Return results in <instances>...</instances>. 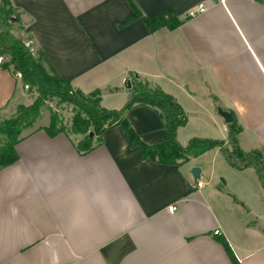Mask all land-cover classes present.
<instances>
[{
  "label": "crops",
  "instance_id": "1",
  "mask_svg": "<svg viewBox=\"0 0 264 264\" xmlns=\"http://www.w3.org/2000/svg\"><path fill=\"white\" fill-rule=\"evenodd\" d=\"M10 1L12 33L76 89L99 90L105 108L125 105L135 76L182 106L183 146L208 130L226 139L230 123L216 114L223 107L239 135L250 133L249 150L264 156V0H131L143 17L129 23L130 0ZM200 4L205 10L186 19ZM167 10L183 23L150 33L144 18ZM24 92L20 76L0 67V117L23 105ZM126 116L145 143L165 137L154 109ZM35 129L16 146L18 161L0 165V264H264V191L254 168L223 197L193 178L194 157L142 160L120 127L86 154L76 146L82 135Z\"/></svg>",
  "mask_w": 264,
  "mask_h": 264
},
{
  "label": "trees",
  "instance_id": "2",
  "mask_svg": "<svg viewBox=\"0 0 264 264\" xmlns=\"http://www.w3.org/2000/svg\"><path fill=\"white\" fill-rule=\"evenodd\" d=\"M130 4L133 11L128 23L143 17L136 4L131 0ZM17 18L11 1L0 0V57H9V60L0 67L19 75L24 86L31 90L35 89L39 97L29 106L19 105L10 118L0 120V165L10 166L18 161L16 146L24 138V132L33 128L40 118L43 99L51 96L74 107L71 125L67 127L58 115L52 114L47 126L34 131L42 129L50 137L61 133L82 135L84 137L76 145L82 154L89 153L101 145L105 131L120 127L130 147L140 149L142 160L159 164L181 165L188 162L191 157L221 148L227 161L235 169L254 168L264 191V156L259 151L244 152L239 147L238 135L241 127L234 116L233 122L229 124L226 139L193 137L186 146H183L178 140V130L187 124L188 117L172 95L134 76L133 87L129 91L125 105L121 109L105 108L101 103L99 90L85 94L76 89L71 79L63 78L56 72L42 50H38L34 55L30 46L15 37L11 26L13 19ZM188 18L187 15L186 19ZM144 22L148 31L153 33L161 28L174 30L183 23V20L173 10H167L152 17H145ZM141 105L158 113L166 132L163 139L151 145L140 138L126 116L128 110ZM227 250L230 252L228 245ZM233 259L234 264H237L234 257Z\"/></svg>",
  "mask_w": 264,
  "mask_h": 264
},
{
  "label": "rangeland",
  "instance_id": "3",
  "mask_svg": "<svg viewBox=\"0 0 264 264\" xmlns=\"http://www.w3.org/2000/svg\"><path fill=\"white\" fill-rule=\"evenodd\" d=\"M11 30L12 32H15V33L17 31L19 32L18 28L14 25L11 26ZM8 60H9V57H0V66L4 64L5 62H7ZM19 88L21 89L22 87L19 85ZM24 89H25V92H24V96L21 102L23 105L29 106L39 96H38V93L35 91V89L31 90L29 89L28 86L26 87L24 86ZM219 109L223 110L224 108L223 107L216 108V114L218 118L220 116ZM52 114L58 115L59 118L63 121V123L67 127H70L72 118L74 116V107L68 103L61 102V100L57 97H51V96L46 97L45 99H43V105L40 109V115H41L40 118L37 120L33 128L26 130L24 133L29 132L39 126L48 125ZM12 115L10 114L9 118ZM3 119H6V118L0 117V120H3ZM196 124L197 123L194 120H192L191 127L196 126ZM217 131L213 132L211 130H208V132H201V133H205L206 135L203 134V135H196V136L211 137V139H223L226 137V133L221 134L220 132H217ZM249 134L250 133L248 134L246 133L245 135H238L239 136L238 145L244 152L251 151L249 150V147L251 144L250 141L252 142V139ZM187 141H188V138H183L182 144L185 145ZM194 158H195L194 162L197 163V166L195 167H199L202 172L201 177L199 179L204 183V187H205L204 190L206 192L211 191L214 194H217L219 196L221 195L225 197L226 195H228L231 185H239L241 178L245 176L246 174V173L244 174L242 170H237L234 167H232L227 161L223 151L221 150H217V149L210 150V151H207L204 155H201L199 157L197 156ZM257 178H258L257 180H260L259 177Z\"/></svg>",
  "mask_w": 264,
  "mask_h": 264
},
{
  "label": "water",
  "instance_id": "4",
  "mask_svg": "<svg viewBox=\"0 0 264 264\" xmlns=\"http://www.w3.org/2000/svg\"><path fill=\"white\" fill-rule=\"evenodd\" d=\"M16 19H13V22H15ZM131 87V84L128 83V88ZM219 113L220 115L225 119V121L227 123H232L233 122V117H232V114L229 113V112H226V111H223L222 109H219ZM192 176L195 180H198L200 178V175H201V169L199 167H194L192 168Z\"/></svg>",
  "mask_w": 264,
  "mask_h": 264
},
{
  "label": "built area",
  "instance_id": "5",
  "mask_svg": "<svg viewBox=\"0 0 264 264\" xmlns=\"http://www.w3.org/2000/svg\"><path fill=\"white\" fill-rule=\"evenodd\" d=\"M204 10H205L204 5L200 4L197 8L190 10L189 13H188V16L189 17H194L195 15H197L198 13H200V12H202ZM174 211H175V208H171V212H174ZM215 233L218 234L219 231L217 230Z\"/></svg>",
  "mask_w": 264,
  "mask_h": 264
}]
</instances>
